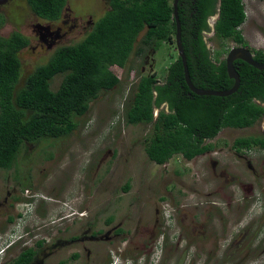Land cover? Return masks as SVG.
<instances>
[{
    "label": "rangeland",
    "instance_id": "rangeland-1",
    "mask_svg": "<svg viewBox=\"0 0 264 264\" xmlns=\"http://www.w3.org/2000/svg\"><path fill=\"white\" fill-rule=\"evenodd\" d=\"M108 1L65 0L51 22L26 0L1 2L0 36L16 31L28 41L17 51L16 86L54 49L80 40ZM242 3L239 30L249 50L264 52V0ZM39 27L61 36L48 48ZM144 32L115 69L119 82L98 92L70 133L25 144L10 168H0V264L25 247L36 251L30 264H264V148L231 146L236 137L264 135V115L249 127L221 128L205 141L211 148L189 160L149 161L150 124L126 123L123 110L137 77L163 80L176 50L172 35L137 54ZM211 35H204L207 47L224 59L235 44ZM60 78L53 76L51 89ZM11 229L22 238L4 249Z\"/></svg>",
    "mask_w": 264,
    "mask_h": 264
},
{
    "label": "trees",
    "instance_id": "trees-1",
    "mask_svg": "<svg viewBox=\"0 0 264 264\" xmlns=\"http://www.w3.org/2000/svg\"><path fill=\"white\" fill-rule=\"evenodd\" d=\"M172 0H109L108 8L78 41L54 49L48 59L28 73L22 85L17 51L28 41L13 31L0 36V168L8 169L25 144L57 139L76 126L98 92L119 82L115 69L122 67L135 39L145 31L135 52L143 45L170 42L174 38ZM38 18L59 19L65 0H26ZM217 13L212 37L230 40L249 50L239 26L244 21L242 0H178L180 41L192 85L205 90H225L232 84L220 50H210L202 32L210 30L208 16ZM2 21L0 19V25ZM174 43V41H173ZM95 49H98L97 53ZM254 61L264 63V52L250 48ZM239 78L237 89L226 96L197 95L183 79L177 54L166 67L163 80L154 73L136 79L133 94L123 110L128 124H150L143 138V152L155 164H164L173 155L189 160L209 150L205 143L221 128H245L264 114V69L239 59L233 61ZM60 74L55 89L50 80ZM161 107V108H160ZM159 108L156 116L153 109ZM235 151L264 148V135L236 137ZM127 189V184L124 185ZM10 221L11 218H8ZM37 241L35 246H40ZM32 247L22 248L7 264H30Z\"/></svg>",
    "mask_w": 264,
    "mask_h": 264
},
{
    "label": "water",
    "instance_id": "water-1",
    "mask_svg": "<svg viewBox=\"0 0 264 264\" xmlns=\"http://www.w3.org/2000/svg\"><path fill=\"white\" fill-rule=\"evenodd\" d=\"M177 4L178 0H172L171 5H172V17L174 20V47L176 50V54L178 58L180 59L181 65H182V71H183V79L184 82L187 86V88L197 94V95H216V96H226L231 93H233L239 83V78L236 70L234 69L233 61L235 59H239L243 62H246L250 66L257 68V69H264V63H259L254 61L252 58L251 53L249 52L248 49L242 46H232L229 48L227 51L225 58H224V64L226 68V72L229 78L232 79V84L228 89L225 90H205V89H200L196 88L192 85L190 82L188 73H187V68H186V63H185V58L183 54V50L181 47V41H180V24L178 21V16H177Z\"/></svg>",
    "mask_w": 264,
    "mask_h": 264
},
{
    "label": "flooded vegetation",
    "instance_id": "flooded-vegetation-1",
    "mask_svg": "<svg viewBox=\"0 0 264 264\" xmlns=\"http://www.w3.org/2000/svg\"><path fill=\"white\" fill-rule=\"evenodd\" d=\"M3 1H5V0H0V3L3 2ZM187 1H188V0H186V2H187ZM193 1H194V0H190L191 3H193ZM182 2L185 3V0H182ZM217 5H218V0H216V7H217ZM216 17H217V13H216V12L213 13L212 15L208 16V18H207V20H206L208 26H209V23H213V22H214V20L216 19ZM50 22H51V21H50ZM209 27H210V30H211L212 27H211V26H209ZM39 28H41V27H39ZM41 29H43V33L39 35V38H40L41 40H43L44 42H46V47H48V48H50L52 45H54V44L56 43L57 39L61 36V34H60L59 31H58V28L55 29V31H51L49 27H42ZM206 33H208V31H204V32H202L203 37H204V35H206ZM5 37H7V36H5ZM46 37H47V38H50V39L48 40V42H47V40H46ZM204 39H205V37H204ZM236 46H237V45H236ZM250 53H251L252 56L254 55L253 52L250 51ZM263 115H264V114H263Z\"/></svg>",
    "mask_w": 264,
    "mask_h": 264
},
{
    "label": "clouds",
    "instance_id": "clouds-1",
    "mask_svg": "<svg viewBox=\"0 0 264 264\" xmlns=\"http://www.w3.org/2000/svg\"><path fill=\"white\" fill-rule=\"evenodd\" d=\"M63 10V9H62ZM213 24V23H212ZM212 24L210 25L209 24V26H211L212 27ZM211 31V33H212V29L210 30ZM234 46H236V45H234ZM237 46H239V45H237ZM243 47V46H242ZM23 48V47H22ZM247 49V48H246ZM20 50V49H19ZM249 52H250V50H249ZM161 108V107H160ZM157 109L159 110V108H154L153 109V116H156V114H157ZM156 110V111H155ZM26 203L27 202H22V204H23V206L24 205H26ZM4 236L7 238L6 240L8 241L7 243H6V245H5V247H4V249H6V248H8V247H10L14 242H16V241H18L20 238H22V236L21 235H18V234H16V232L14 231V230H9V233H7V232H5L4 233ZM111 264H128L126 261H123V262H117V260L116 259H114V260H112V262H111Z\"/></svg>",
    "mask_w": 264,
    "mask_h": 264
},
{
    "label": "bare ground",
    "instance_id": "bare-ground-1",
    "mask_svg": "<svg viewBox=\"0 0 264 264\" xmlns=\"http://www.w3.org/2000/svg\"><path fill=\"white\" fill-rule=\"evenodd\" d=\"M8 242V241H7Z\"/></svg>",
    "mask_w": 264,
    "mask_h": 264
}]
</instances>
